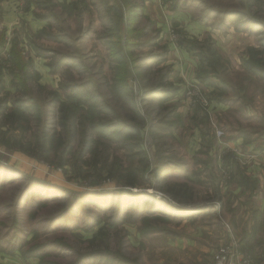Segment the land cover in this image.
<instances>
[{"label": "rangeland", "instance_id": "obj_1", "mask_svg": "<svg viewBox=\"0 0 264 264\" xmlns=\"http://www.w3.org/2000/svg\"><path fill=\"white\" fill-rule=\"evenodd\" d=\"M0 40V264H213L225 143L264 164V0H0Z\"/></svg>", "mask_w": 264, "mask_h": 264}, {"label": "crops", "instance_id": "obj_2", "mask_svg": "<svg viewBox=\"0 0 264 264\" xmlns=\"http://www.w3.org/2000/svg\"><path fill=\"white\" fill-rule=\"evenodd\" d=\"M253 91H255V88ZM257 98L259 100V102L257 100L258 106L253 107L245 104L244 108L248 117H253L256 114L259 119H262L264 118V94L262 96L257 95ZM216 105L217 104H215V108L219 109ZM247 130H249L251 133L250 135H252V129ZM259 132L264 133V130H260ZM246 134H248V132ZM253 136L256 135L254 134ZM213 138H215V136H213ZM234 138L235 136L230 137V141L225 143V145L229 148L230 158L236 163V165L232 167L238 170L236 171V175L230 179L228 183H221L219 187L221 191L222 189L226 191L225 197H223L222 194L217 200L220 204H234V207L237 208V212L234 213L233 211L230 219L234 224L233 229L239 244L241 247L243 246L242 248H246V251L250 250L256 252L258 258L253 259L254 261L264 262V195H260L264 187V164L258 162V160L261 159L259 157L262 155L260 151L262 148L259 146L260 148L258 149L255 147L257 143L253 144L250 142L247 146L246 156L245 152L240 155L241 151H239L240 149L235 145L242 144V138ZM217 139L219 140V138ZM218 142L221 141L219 140ZM225 153L226 151L224 150L223 155ZM215 154L218 157H222L221 152ZM241 156L242 159L245 158V166L241 164ZM263 158L264 155L262 156V159ZM242 175L246 178L245 181H241L240 176Z\"/></svg>", "mask_w": 264, "mask_h": 264}, {"label": "built area", "instance_id": "obj_3", "mask_svg": "<svg viewBox=\"0 0 264 264\" xmlns=\"http://www.w3.org/2000/svg\"><path fill=\"white\" fill-rule=\"evenodd\" d=\"M194 95L199 99L202 98L201 94L197 92L192 94V101H195L193 99ZM213 264H264V262L256 263L249 255L242 254L239 251L238 241L236 238L230 236L228 243L222 244L218 248V253Z\"/></svg>", "mask_w": 264, "mask_h": 264}, {"label": "trees", "instance_id": "obj_4", "mask_svg": "<svg viewBox=\"0 0 264 264\" xmlns=\"http://www.w3.org/2000/svg\"><path fill=\"white\" fill-rule=\"evenodd\" d=\"M120 9H121L120 7H117V10H120ZM2 42H3V40H0V47L2 45ZM18 59L21 60L20 57ZM18 59H17V56L15 55V58L13 59L12 62H13V66H15V67L16 66L18 67V65L20 66L19 72H15L13 70V68H12V70L9 73L11 74V76L16 75V73H18V75L19 74H23V75L28 76L29 75V73H28V67L31 66V63L28 62V61H25V62H22L21 63V62L18 61ZM248 65H250L249 68L252 70V73L253 74H256V75L260 76L262 79H264V66L263 67H260V66L254 65V64H248ZM2 76H3L2 70L0 68V85H1V82H2ZM77 89H78V87L75 88V90H77ZM0 92H1V86H0ZM71 96H73V95H71ZM60 109L62 111H65L64 113H66V111H67V104L65 102H61L60 103ZM70 114H71V117H76V114H77L76 109L73 110L72 112L70 111ZM65 119H70V117L69 118L65 117ZM92 128L97 129L96 126H93ZM95 132H96V130H95ZM97 132H98V130H97ZM86 143H87V140L85 139L84 140V144H83L84 147H85ZM87 147H90V146L87 145ZM89 149L90 150L92 149V151H94L95 146H93L92 148H89ZM240 177H241L240 178L241 181H245L246 178L243 175L240 176ZM130 184H132V182H130ZM93 237H98V233H95ZM100 253L103 254L102 252H100Z\"/></svg>", "mask_w": 264, "mask_h": 264}]
</instances>
